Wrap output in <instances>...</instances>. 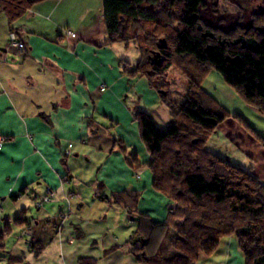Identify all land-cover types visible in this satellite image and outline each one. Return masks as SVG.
<instances>
[{
    "label": "crops",
    "instance_id": "1",
    "mask_svg": "<svg viewBox=\"0 0 264 264\" xmlns=\"http://www.w3.org/2000/svg\"><path fill=\"white\" fill-rule=\"evenodd\" d=\"M65 1L45 0L34 5L11 29L0 14V136L6 138L0 148V216L5 224L15 219L24 226L31 224L34 242L50 233L61 245L66 237L75 236L74 225L89 238H100L102 232L89 229L86 215L102 205L101 201H111L112 194H138L137 212L154 223L165 222L174 205L152 189L153 175L147 168L150 156L133 120L139 111L153 121L149 113L162 109L147 80L139 75L129 77L124 71L138 61L133 57L135 64L126 62L134 47L106 45L102 0H95V6L91 4L94 0H82L72 27L58 13ZM93 9L97 19L88 24L85 16ZM65 31L75 38L65 37ZM12 34L23 43L22 52L6 50ZM216 130L239 140L234 143L244 154L245 164L231 163L264 184L260 145L246 135L241 137L243 131L229 120ZM50 193L52 202L38 211L39 216L28 215L34 201ZM5 240L4 236L0 251ZM218 249L215 255L228 258L227 264L236 260L244 264L235 237L221 240ZM25 251L8 255L9 264H23ZM114 256L102 262L112 264ZM90 257L98 256L80 255L71 258V264H78L79 259L95 260ZM123 260L140 264L130 254Z\"/></svg>",
    "mask_w": 264,
    "mask_h": 264
},
{
    "label": "trees",
    "instance_id": "2",
    "mask_svg": "<svg viewBox=\"0 0 264 264\" xmlns=\"http://www.w3.org/2000/svg\"><path fill=\"white\" fill-rule=\"evenodd\" d=\"M42 1L45 0H0V14L11 29ZM102 2L106 45H122L126 49L132 45L137 49L136 65L130 70L124 67V71L129 77L139 75L147 80L170 118L165 128L158 130L149 115L139 111L133 115L140 140L150 156L147 168L153 175L152 189L173 202L174 208L169 210L165 222L154 223L137 212L138 194H112L108 203L122 208L135 223L126 242L129 254L140 264H198L201 258L207 259L218 250L221 240L233 236L244 264H264V184L250 171L207 150L209 138L230 116L213 112L198 100L205 74L221 66L226 71L240 62L246 63L241 78H251L259 88L258 79L250 75L259 62L264 14L252 13L249 24L244 26L241 8L232 13L221 11L216 0ZM231 17L236 18L233 25H229ZM182 37L197 45L202 59L193 53H178ZM214 50L220 52L222 64L208 57ZM173 65L187 80L182 102L172 101L170 92L155 85ZM227 75L228 71L223 74L225 83L248 106L264 115V93L257 89L249 92L247 81L231 80ZM231 119L259 138L243 118L233 115ZM13 222L24 226L20 219ZM29 246L35 256L44 250L39 242ZM78 264L97 261L79 259Z\"/></svg>",
    "mask_w": 264,
    "mask_h": 264
},
{
    "label": "rangeland",
    "instance_id": "3",
    "mask_svg": "<svg viewBox=\"0 0 264 264\" xmlns=\"http://www.w3.org/2000/svg\"><path fill=\"white\" fill-rule=\"evenodd\" d=\"M81 1L82 0H67L58 11V13L62 14L64 20L66 19V22L69 21V24L71 23V27L72 21L76 17L77 12L81 7ZM162 1L163 0H161V2ZM216 1L221 11H228L232 13L238 8H241L243 10L242 15L244 19V26L249 24V17L252 13L264 14V0ZM91 4H94L93 6H95V0L91 2ZM69 8L70 12L68 14L67 10ZM173 16L177 17V14L173 13ZM0 19H2L3 21L2 16ZM85 19L88 24L90 20H96V10L93 9L88 11ZM234 19L236 20L235 17H231L229 19V25L234 24ZM179 44V49L177 50L178 53H193L199 59H202V56L198 54V51L196 49L197 45L194 44L191 40H187L185 37H182ZM130 47L134 46L130 45ZM128 55L130 58L128 57V60H126V62L132 65L135 64V61H131V58L134 57L139 59V52L137 51V49H135V47L130 50ZM206 55H208V53ZM209 55L208 57H210V59L212 60H215L214 62L218 61V63L222 64V58L219 51L214 50V53H210ZM258 57L259 62L254 64L256 71L250 76L252 78L256 77L258 79L259 88H256L254 86L251 78L248 80L245 78H241L240 73H242L243 67L246 65L245 62L231 65V67H229L226 71H223V66H221V68H219L218 66L219 70L211 71L205 74V77L200 85L201 95L198 96V100L203 104V106L209 108L213 112L220 111L222 113L228 114L230 116L228 120L237 125L240 131H243L241 137H245V135L250 137L253 141L260 145L262 151L264 152V115L259 114L253 108L248 106L237 95L236 91L225 83L223 76V74L227 73L228 71L227 77L229 79L235 81H247L246 83L249 85V92H251L253 89H257V91H259L260 93H264V40L260 42ZM248 58L249 57H247V59ZM249 63H251V61ZM127 68L130 70L131 67ZM186 83L187 80L183 78V75L179 72L176 65H173V67H171L167 71L165 77L162 80L155 81V85H158L164 90L170 92V97L174 102L183 101L186 93ZM155 93L157 94L156 91ZM149 114L158 130H163L165 128L166 121L170 122V118L164 107H162V109L160 110L154 109ZM233 115H237L243 118L246 125L250 126L251 129L256 132V135H258L259 138L254 134H251L244 125H240L236 120L231 119ZM230 138L231 136L225 137L221 132L216 130V132L209 138L206 148L208 150H211V152L215 153L216 155L221 154L222 156L229 158V161L232 163L244 165V154H242L240 147L235 146L234 141L236 139H234L233 141ZM236 141L239 142V140ZM101 203L102 205H98V207L92 208V210H90V213L86 215L87 221L90 217L89 229H91V231L102 232L100 238H89L80 226L77 228L74 225L73 229H77L75 232V236L73 235V237H66L64 239L65 243H62V245L59 242L55 243L50 233L45 234L41 242H39L44 248L43 252L39 256H35L34 254L25 251L26 249L29 251V244L31 245V243H34V237H31L32 242L30 238H20V231L16 230L18 226L15 225L13 221L5 224V221L3 220L4 216H0V243L2 242L4 236L6 239L3 249L2 251H0V264H9L8 255H12L17 252L20 253L19 251L22 252V250L25 251V256L27 258V260L23 264H71V258L76 259L80 255L84 254H92V256H98L97 259H95L94 257H90L92 259H95L97 261V264H104V262H102L103 258L115 254L112 260V264H120V260L123 262V264H125L123 259L124 257L128 256L130 251V248L126 244V242L135 230L134 223L130 222L126 213L124 214L122 210L118 209V206L111 205L105 200L101 201ZM91 207L92 206H90V208ZM65 212H67L68 217H70L71 211L68 208L65 210ZM27 213L33 218L39 216L38 211L34 209L33 206H30ZM7 229L10 230L8 233L6 232ZM77 231H79L80 235ZM19 240H27L26 245H24L23 242ZM105 246H108V248H105ZM111 249H115L114 252L105 255V252ZM218 250L207 259L201 258L198 264H227L228 258L220 256L217 257L215 255ZM76 262L77 261H75V263ZM233 264L239 263L236 260L233 262Z\"/></svg>",
    "mask_w": 264,
    "mask_h": 264
},
{
    "label": "built area",
    "instance_id": "4",
    "mask_svg": "<svg viewBox=\"0 0 264 264\" xmlns=\"http://www.w3.org/2000/svg\"><path fill=\"white\" fill-rule=\"evenodd\" d=\"M64 36L70 39L75 38V34L70 32V31H65L64 32ZM9 49H13L17 52H22L23 51V43L19 42L18 40H16V37L12 34L10 35L8 41H7V46H6V50ZM104 88L101 87V90H103ZM6 141V138L1 137L0 136V148L2 146V144ZM69 152L66 151L65 155H68ZM52 202V194L50 193L47 196L42 197L40 200L34 201L33 203V207L34 209H36L37 211L41 210L43 208V206L47 203ZM32 227L31 224H27L24 227L21 228L20 230V238L22 237H27L30 238L31 242H32ZM1 232V231H0ZM30 245V244H29Z\"/></svg>",
    "mask_w": 264,
    "mask_h": 264
},
{
    "label": "water",
    "instance_id": "5",
    "mask_svg": "<svg viewBox=\"0 0 264 264\" xmlns=\"http://www.w3.org/2000/svg\"><path fill=\"white\" fill-rule=\"evenodd\" d=\"M158 57V55L154 58V60Z\"/></svg>",
    "mask_w": 264,
    "mask_h": 264
}]
</instances>
